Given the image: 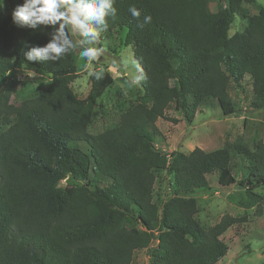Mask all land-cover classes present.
Segmentation results:
<instances>
[{"label":"trees","instance_id":"1","mask_svg":"<svg viewBox=\"0 0 264 264\" xmlns=\"http://www.w3.org/2000/svg\"><path fill=\"white\" fill-rule=\"evenodd\" d=\"M208 1L116 0L117 15L102 31L126 29L122 41L143 79L118 119L92 133L97 100L114 81L107 67L102 79L90 76L87 95L77 97L73 50L59 61L26 62L24 52L50 40L55 28L14 25L12 10L23 0H0V264H134L141 249L149 251L147 264H215L229 250L221 236L245 217L224 214L211 226L196 218L192 193L207 188L214 171L217 184L241 190L230 201L262 212L261 138L233 143L244 160L238 178L228 148H156L163 137L156 120L177 122L166 116L169 107L188 124L213 102L222 115L235 114L230 88L243 86L246 77L250 108L264 109V7L251 14L244 5L257 0H219L210 12ZM130 6L141 10L139 19ZM235 13L246 25L229 34ZM145 15L150 23H143ZM67 31L71 37L70 26ZM16 63L49 79L35 88L30 80L7 79ZM14 95L21 99L16 105ZM163 170L169 177L160 198L155 185ZM127 218L141 228L126 230Z\"/></svg>","mask_w":264,"mask_h":264},{"label":"rangeland","instance_id":"2","mask_svg":"<svg viewBox=\"0 0 264 264\" xmlns=\"http://www.w3.org/2000/svg\"><path fill=\"white\" fill-rule=\"evenodd\" d=\"M219 0H209L207 10L214 12ZM248 13H255L257 7H264V0H257L255 5H244ZM246 25V19L235 13L229 34L240 32ZM126 33L125 28H116L109 32L101 30L99 43L97 46L105 49L104 54L99 61H93L91 70L96 71L99 68L107 67L108 72L114 78L110 87L104 90L98 98L92 115L89 131L96 133L102 131L105 127L113 124L118 119V114L127 107L129 102L134 99L138 83L129 87L134 75H140L135 69L129 67L127 70L120 65L122 57H130L136 61L130 45L123 43V37ZM72 40L81 39L78 33L71 28ZM80 49L73 50V55L79 68L78 77L71 83V88L77 97H85L90 86L88 70L84 68L85 60L79 57ZM115 61V63H113ZM137 62V61H136ZM12 77L18 80L32 82L31 88L35 85L42 86L49 79V76L25 63H16L15 68L8 74L7 79ZM5 84L0 85V90ZM17 86L20 95L23 89ZM230 96L237 106V113L224 116L219 106L213 102L209 107H202L196 112L195 118L191 124L186 123L179 112L172 107L166 110V116L174 118L177 122L168 119L158 118L156 126L162 133V139L156 141V148L167 153L182 151L189 153L195 147L205 151L225 147L231 152V172L237 177L238 168L244 164L234 149L233 143L238 140L250 141L254 137H259L264 141V109L254 110L250 108L249 102L252 97L248 77H246L243 86L230 88ZM18 95H14L12 103L17 104L20 101ZM169 175L165 170L158 175L155 189L162 198L164 187ZM218 172L214 171L207 175L208 186L205 189H195L192 196L195 198L198 206L196 218L205 225H214L224 214L245 217V221L231 226L221 238L228 244L229 250L226 255L215 264H258L264 261V202H262V212H256V208L245 209L236 206L230 201V196H237L241 190L237 184L223 187L217 184ZM60 184H63L61 181ZM164 197V196H163ZM126 230L130 228L140 229V224L131 219H125L122 223ZM148 249H141L134 252V264H147Z\"/></svg>","mask_w":264,"mask_h":264},{"label":"clouds","instance_id":"3","mask_svg":"<svg viewBox=\"0 0 264 264\" xmlns=\"http://www.w3.org/2000/svg\"><path fill=\"white\" fill-rule=\"evenodd\" d=\"M116 0H23L12 10V22L19 27L32 30L41 25L54 27L51 39L42 45H34L24 52L26 62L33 61H59L77 47L80 49L79 57L85 60L84 68L89 76L100 80L104 76V68L91 70L93 61H99L105 49L97 46L101 30L108 24V18H115L117 8ZM3 7V3L0 4ZM128 12L135 19L141 17V10L130 6ZM151 16L145 15L143 23L151 22ZM69 26L79 34L81 39L73 41L67 29ZM115 63V61L113 62ZM120 65L124 69L129 67L142 73L138 62L130 57H122ZM143 75H134L129 87L137 84Z\"/></svg>","mask_w":264,"mask_h":264}]
</instances>
